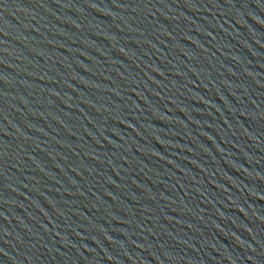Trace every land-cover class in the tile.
Wrapping results in <instances>:
<instances>
[{
    "label": "water",
    "instance_id": "1",
    "mask_svg": "<svg viewBox=\"0 0 264 264\" xmlns=\"http://www.w3.org/2000/svg\"><path fill=\"white\" fill-rule=\"evenodd\" d=\"M0 264H264V0H0Z\"/></svg>",
    "mask_w": 264,
    "mask_h": 264
}]
</instances>
